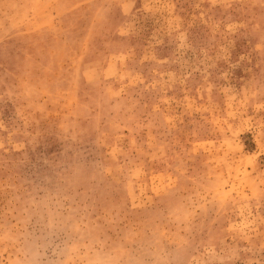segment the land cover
Here are the masks:
<instances>
[{
  "label": "rangeland",
  "instance_id": "rangeland-1",
  "mask_svg": "<svg viewBox=\"0 0 264 264\" xmlns=\"http://www.w3.org/2000/svg\"><path fill=\"white\" fill-rule=\"evenodd\" d=\"M0 264H264V0H0Z\"/></svg>",
  "mask_w": 264,
  "mask_h": 264
}]
</instances>
